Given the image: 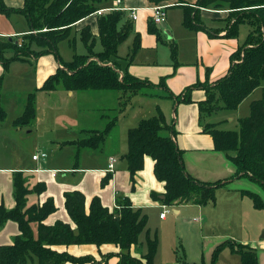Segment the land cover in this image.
I'll use <instances>...</instances> for the list:
<instances>
[{
	"label": "trees",
	"instance_id": "1",
	"mask_svg": "<svg viewBox=\"0 0 264 264\" xmlns=\"http://www.w3.org/2000/svg\"><path fill=\"white\" fill-rule=\"evenodd\" d=\"M105 1L23 0L20 7H8L0 0V13H22L30 27L29 32L20 35V40L13 36H0L1 62L7 67L11 60H24L27 54L36 56L44 51H53L57 42L69 38L76 22L95 14ZM193 1L198 8L217 9L227 3L229 22L224 34L226 37L235 36L240 23H247L251 27L245 42L231 53V64L223 76L211 82L198 80L176 94L168 91L167 96L175 102H197L199 118L202 119L205 114L219 109L236 110L240 102L264 81V0ZM172 4L180 3L175 1ZM181 5L184 9V24L190 29L198 28V13L192 12V4ZM243 8L244 11H240ZM95 15L97 36L91 32L88 24L77 29L87 49L86 53L75 54L68 62L59 59L60 66L38 88L26 95L22 113L13 120L14 126H31L36 117V91L50 92L59 88L66 91L116 89L122 92L118 97L121 99L124 93L135 92L143 86H165L163 78L155 83L147 78L137 77L126 69L122 70L117 49L132 31V19L126 15V10L114 9ZM147 24L148 30L157 34L158 29L151 18ZM208 32L210 35H217L215 30ZM97 37L101 44L99 51L94 49ZM32 42L43 46L42 50L32 49ZM139 42V35L136 34L130 54L138 50ZM166 44L174 58L176 44L172 40ZM5 50H12L10 59L3 56ZM194 89L203 91L202 99H193ZM119 103L123 102L119 100ZM249 108V115L239 119L237 131L220 129L218 123L201 124L202 130L212 138L213 149L225 154L235 166L231 178L205 182L185 170L181 150L173 140L174 126L167 123L162 110L156 106L155 114L139 118L137 124L126 131L127 151L123 157L127 162L132 189L134 175L143 168L145 156L153 159V173L164 186L162 197L154 191L150 195L164 205L214 204L217 190L237 177H245L264 189V88L261 97L253 100ZM5 119L6 111L0 103V124ZM116 122L117 117L114 115L108 118L101 130H81L87 136L74 141L77 146L76 161L83 148H101ZM110 177L111 173L108 172L101 179V186ZM43 190L44 182H38L29 189L23 173H13L15 205L6 209L0 204V227L6 220L12 219L17 222L20 235L15 237L12 244L0 246V264H35V260L36 264H96L112 255H118V264H153L158 248L156 235L151 238L147 234V250L144 254L131 253V247L138 243L139 235L146 227L147 214L141 208H135L128 197H117L116 206L109 209L98 196H94L87 209L82 191H65L64 206L73 225L62 220L47 224L44 222L45 218L56 210L52 197H47L41 203L27 205V195L30 192L40 193ZM239 194L250 198L255 208L264 210V200L258 192L245 188L240 189ZM32 222L37 223L35 235ZM79 244H94L97 247L111 244L117 251L101 254L100 259H97L90 254L74 255L56 248L58 245ZM223 245H228L232 252L239 255L240 264H259L257 251L249 244L229 239L219 247ZM178 261L180 264H190L185 259L180 258Z\"/></svg>",
	"mask_w": 264,
	"mask_h": 264
},
{
	"label": "rangeland",
	"instance_id": "2",
	"mask_svg": "<svg viewBox=\"0 0 264 264\" xmlns=\"http://www.w3.org/2000/svg\"><path fill=\"white\" fill-rule=\"evenodd\" d=\"M160 1L169 5L166 8V22L155 24L158 29L157 34L148 30L147 22L151 18L149 10H141L143 11L142 18L139 20V28L141 29L136 28L135 24L132 25V33L119 44L117 54L120 57L118 61H120L122 70L126 69L130 72L131 67H134L133 72H138L140 68H143L140 65L149 61L146 57L148 56L146 53L149 52L152 67H150L149 78L147 79L156 78V81H159L163 78L165 86L158 89L143 86L135 92L124 93L121 99L118 97L122 92L116 89L66 91L59 88L50 92L36 91V117L31 126L22 127L21 130H12L14 135L8 138L3 135L0 136L2 150L4 149V152L10 156L16 152L18 155H24L25 158L29 156L30 158V149L41 148L48 155V160L58 164L60 162L67 163L71 161L73 156V147L64 146L60 148L54 141L75 139L79 134H81L80 138L86 137L87 134L81 132V129L101 130L107 121L104 115L112 113V115L118 116V124L112 129V137L110 136L114 142L109 140V137L101 148L96 150L83 148L80 152L79 162L82 166L88 164L98 166L104 162V157L111 151L119 157L126 153V129L135 126L141 116L155 114L156 106L162 110L166 121L171 124L172 105L170 99H167V85L169 86V83L175 86L179 84L180 81L175 76L178 67L191 66L196 68L201 65V58L206 54V45L200 40L198 53L197 38L194 33L200 30L211 38L216 37L217 35H210L208 31L215 30L218 34L219 29L216 27L226 28L229 22V12L226 15L222 14L223 17L220 18L216 13L212 15L199 14L203 7L198 8L193 0ZM175 1L180 4H172ZM109 4H112V0L105 1L101 6ZM181 4H192V12L198 13V18H196L199 24L198 28L190 29L184 24V9ZM227 7V3H223L221 6L222 10L227 9ZM212 9L216 8L212 7ZM240 11H244V8ZM10 21L17 33L9 36L20 40L19 35L22 33L19 31L28 28L25 16L21 13H12ZM93 23L94 21L90 22V27L93 26ZM250 28L247 23H240L236 35L225 37V39L234 40L236 44L233 49H236L245 42ZM95 31L97 32L94 26L92 32L96 33ZM136 34L140 36L141 40L144 35L147 46L142 48L140 46L134 54H130ZM169 40L176 44L177 51L174 58L166 44ZM31 48L40 51L43 46L32 42ZM94 49L95 51L101 50L98 37ZM86 50L78 30L73 27L69 38L57 42L53 51H44L36 54V56L27 54L28 56L24 60H11L7 67L1 64L0 103L6 111L5 125L13 124V120L22 113L26 95L42 84L47 70L52 67V63L56 65L59 59L62 62H68L75 54L86 53ZM12 54V50L5 52L9 59ZM206 68L208 67H205V70ZM205 80L212 81L208 78L202 81ZM262 86H264V81L260 87L254 89L250 96L240 102L237 110L219 109L205 114L202 119L199 118V123H218L217 126L220 129L237 131L239 119L249 115L251 100L261 97ZM119 100L123 103L120 104ZM111 108H115V110L111 112ZM29 130L32 132L28 133ZM180 146L185 150V159L189 164H197L198 156L204 157V155L210 154L208 149L186 145L184 141H181ZM221 156L227 163H232L225 154L222 153ZM61 172L58 173L57 179L61 178ZM77 175L79 176L80 173ZM145 175H150L147 169ZM232 175L222 177L219 180L229 179ZM241 179L246 183V189L258 192L264 200V189L260 185L245 177ZM129 185L132 189V182L129 181ZM221 191L218 189L214 204L209 202L203 205L186 203L168 206L170 211L166 219L159 217L162 209L161 204L141 206L143 212L147 214V224L139 235L138 243L131 247V253L140 255L146 252V236L148 234L151 238L156 235L158 242L153 264H180L178 261L180 258L185 259L190 264H239L240 257L238 254L232 252L228 245L220 247L219 245L229 239L244 244L245 241L243 240L248 239L245 244L255 248L259 264H264V250L260 247V242L264 243V210L255 208L250 198L247 197L244 198L247 206L243 203L240 205L241 208L237 209L236 206L233 207V198L223 196ZM120 194L121 197H124L123 193ZM32 196H29V200L32 199ZM174 209L179 211L174 213ZM35 234L36 231H34ZM113 257L118 259V255ZM34 263L36 264V260ZM103 263L108 264L107 260Z\"/></svg>",
	"mask_w": 264,
	"mask_h": 264
},
{
	"label": "crops",
	"instance_id": "3",
	"mask_svg": "<svg viewBox=\"0 0 264 264\" xmlns=\"http://www.w3.org/2000/svg\"><path fill=\"white\" fill-rule=\"evenodd\" d=\"M3 2L8 7H20L23 4V0H3ZM157 3H165V2L153 1V0H122L120 6L126 8H135L137 10V18L135 20H132V25L135 24L136 28L141 29L139 28V20L142 18V14H143V11L141 10H149L151 15V11L149 8L153 4H157ZM115 5H116L115 0H112L111 5L110 4L105 5L101 7V9L112 8ZM222 9L223 8L221 7H218L217 9L201 8L199 14L212 15L216 13L217 16L221 18L223 17L222 14L226 15L229 12V10H227L226 8L225 10ZM12 13H19V12H11L8 15L4 13H0L1 37H9V35L17 33V31L14 30V27L12 26L10 21V15ZM126 15L129 17V10H126ZM91 21H94V23L92 24L93 26L91 27V32L94 26L97 30L95 14L85 17L82 20L76 22L74 27H76V29H79L86 24L90 25ZM165 22L166 20L163 23ZM165 25L166 24H164V27H166ZM216 28H218L219 31L217 36L213 38L209 37L205 32L200 30L194 33L197 38L198 53H199L200 40H201L206 45V54L201 58L200 61L201 65L199 67L196 68L191 66L178 67L177 74L175 76H177V79H179L180 82L176 86L169 83V86L167 85L168 91H171L174 94H176L181 90H183L184 86L191 85L198 80L202 81L207 78L213 81L217 77L227 72L231 64L230 55L232 52H234L237 49V48L233 49L236 43L234 40L225 39L226 37L224 36L226 32L225 27H216ZM29 30L30 27L28 24V28L23 31H19V33L22 34L27 33L29 32ZM96 33L93 34L97 35ZM140 43H141L140 45L141 48L143 46L145 47L146 42L144 35L142 36V40L140 39L139 44ZM6 51L7 50H5V52ZM5 52L3 53V56L7 57L5 55ZM146 54L148 55L146 57L147 59H149V61H146L145 64H141L140 66H142L143 68H140L138 72H133L134 67H131V71L129 70L131 74L140 78H149L148 73L151 69L150 67H152V64H151L150 53L147 52ZM152 63L156 65L154 62ZM1 64L3 63L0 60V66ZM58 65L60 66L59 61H57L56 65L52 63V67L51 69L47 70L43 81L47 78L49 74L54 72V70L58 67ZM205 67L208 68H206L205 70ZM158 75L161 76L159 73ZM141 76H145V77H141ZM0 78H2V76H0ZM150 81L155 83L158 82L156 81V78H152ZM260 86L261 85H259V87ZM156 88L157 87H154V89ZM263 88L264 86H262V90ZM262 90H261V95H262ZM250 94L248 96H250ZM203 96L204 94L201 89L193 90V99L199 100L202 99ZM167 99H170L172 105L171 124L174 126L175 129L173 140L181 150L182 161L185 170L191 176L205 182L216 181L221 179L222 177L234 174L235 166L230 162L227 163L223 159V157L221 156L222 152L213 149V143L210 134L202 130L201 123H199V112H198L197 102L178 103L175 102L170 97H168ZM252 101L253 100H251V102ZM114 110L115 108L110 109L111 112H113ZM146 115H143L141 117H145ZM110 116H114V115H112V113L111 114L106 113L104 115V118L108 120ZM116 117H117V122L112 129H114L118 124V116ZM167 123L169 122L167 121ZM12 130H21V127H18L17 129V126H14L13 124L5 125L4 121L0 124V136L3 135L7 138L13 136L14 133L12 132ZM30 132H32V130H29L28 133ZM111 132L112 130L107 135L106 140L110 136L112 137ZM80 135L81 134H79L75 139H71V140L69 139L62 141L60 140L54 141L57 146H60V148L64 146L73 147V152H74L73 156L71 158V161H68L67 163L66 162H60L59 164L54 163V161L48 160L47 154L45 157H39V159L37 160L32 159L33 154L45 152V150L41 148H36V149L33 148L32 150L30 149L31 151L30 158L29 156L25 158L24 155L22 156L18 155L16 152L10 156L7 152H4V149L2 150L0 146V204H2L6 209H10L14 207L15 199L13 196V173L15 171H21L25 178L26 185L29 189L32 188L38 182L45 183V190H43L40 193L30 192L27 195V205L33 203H41L47 197H52L54 200L56 210L45 218L44 222L47 224H52L56 220H62L65 222H69L73 225L64 206V192L73 189H78L84 193L85 205L87 209L91 198L94 196H98L104 206L108 207L109 209H113L116 206V198L121 195L120 193H123L124 197H128L135 208H141V206L161 204L162 209L160 210V212L163 210L162 203L157 200H154L150 195L151 191H154L161 197L164 190L163 182L157 180L153 173L154 161L150 156H145L143 168L137 171L136 174L134 175V189H131L129 185V181L131 183V180H130L129 172L127 170V162L122 155L121 157H119V155H116L114 154V152L111 151L106 157H104V162H102L98 166L90 165L88 163H87L88 165L82 166L79 162L80 156L76 161L75 155H76L77 146L74 144V141L80 139ZM111 137L109 138V140H111ZM181 141H184V144L186 145L198 147L199 149H208L210 151V154L207 156L204 155V157L198 156L197 164L196 163L189 164V162L186 161L185 159L186 158L185 150L180 146ZM125 145H126V132H125ZM110 156H115L117 158L115 162V169L113 172H110L111 177L109 178V181L104 186H101L100 184L101 179L108 173L106 171V168L108 164V157ZM119 161H121V163H119ZM146 169L151 176L145 175ZM60 171H62L61 178L57 179L58 173ZM77 173H80V175L78 176ZM241 178L243 177H237L232 180H229L224 186L219 188L220 190H222L221 192L223 193L222 194L223 196L227 198L228 197L233 198L232 199L233 207L236 206L235 208L237 209L241 208L240 205L243 203H245V205L247 206V202L244 199L247 196H241L239 194V190L245 189L246 186V183L242 181ZM34 194L36 195L35 198H34ZM30 195H33L31 200H29ZM183 204L186 203H175L173 205H183ZM178 211L179 210L174 209V213H177ZM167 214L164 217H160V218L166 219ZM31 226L33 230L36 231L37 223L32 222ZM18 235H20V230L18 228L17 222L12 219L6 220L0 227V246L12 244L15 237ZM243 241H245L246 243L248 239H244ZM260 247L264 250V243L260 242ZM56 248L58 250H63V249L67 250L74 255L90 254L91 256H94L97 259H100L101 254L117 251V248L111 244H104L99 247H97L94 244H79V245H69V246L58 245L56 246ZM113 256L115 255L107 257L106 260L108 264H117L118 259L114 258ZM259 260L261 263L262 261L260 258ZM103 262L104 261L99 260L96 264H104Z\"/></svg>",
	"mask_w": 264,
	"mask_h": 264
},
{
	"label": "built area",
	"instance_id": "4",
	"mask_svg": "<svg viewBox=\"0 0 264 264\" xmlns=\"http://www.w3.org/2000/svg\"><path fill=\"white\" fill-rule=\"evenodd\" d=\"M122 0H115L116 5L112 8H106V9H98L95 14L100 15L104 12L111 11L114 9H122V10H129V17L132 20H135L137 18V10L135 8H126V7H121ZM169 4L166 3H157L153 4L149 9L151 11V19L153 23L159 24L163 23L166 20V8ZM46 153L41 152V153H35L32 155V159L37 160L39 157H45ZM117 158L115 156H110L108 157V164L106 171L107 172H113L115 169V162ZM163 205V210L160 212L159 217H164L168 212H169V207L168 205Z\"/></svg>",
	"mask_w": 264,
	"mask_h": 264
},
{
	"label": "water",
	"instance_id": "5",
	"mask_svg": "<svg viewBox=\"0 0 264 264\" xmlns=\"http://www.w3.org/2000/svg\"><path fill=\"white\" fill-rule=\"evenodd\" d=\"M162 197V196H161Z\"/></svg>",
	"mask_w": 264,
	"mask_h": 264
}]
</instances>
